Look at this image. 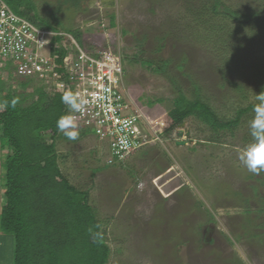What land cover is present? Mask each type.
Instances as JSON below:
<instances>
[{
    "label": "rangeland",
    "instance_id": "1",
    "mask_svg": "<svg viewBox=\"0 0 264 264\" xmlns=\"http://www.w3.org/2000/svg\"><path fill=\"white\" fill-rule=\"evenodd\" d=\"M221 1L215 12L212 0H32L50 23L80 32L73 53L120 55L122 89L145 134L115 163L89 132L56 142L61 172L88 190L110 248L106 264H264V172L239 160L253 112L232 130L188 117L163 132L177 88L223 118L264 90V0Z\"/></svg>",
    "mask_w": 264,
    "mask_h": 264
},
{
    "label": "trees",
    "instance_id": "2",
    "mask_svg": "<svg viewBox=\"0 0 264 264\" xmlns=\"http://www.w3.org/2000/svg\"><path fill=\"white\" fill-rule=\"evenodd\" d=\"M4 1L12 12L38 28L67 32L79 39L80 32L65 30L42 17L32 0ZM210 7L217 12L223 2L212 0ZM50 38L58 45L62 40L60 35ZM54 50L58 54L55 70L61 75L59 88L47 87L35 77H19L14 70L0 78V101L9 102L0 112V264H106L110 255L88 190L73 185L59 167L56 142L64 135L57 130L56 120L67 112L61 102L67 81L62 65L65 51L60 46ZM131 61L152 72L160 69L149 59L132 56ZM175 91L164 134L188 117L215 132L232 130L255 104L223 118L198 96L188 98L180 88ZM14 98L19 103L13 108ZM79 131L90 133L87 128ZM89 229L101 232L102 242H94Z\"/></svg>",
    "mask_w": 264,
    "mask_h": 264
},
{
    "label": "built area",
    "instance_id": "3",
    "mask_svg": "<svg viewBox=\"0 0 264 264\" xmlns=\"http://www.w3.org/2000/svg\"><path fill=\"white\" fill-rule=\"evenodd\" d=\"M55 35L62 37L59 45L51 43L50 36ZM67 40L70 49L64 45ZM59 46L65 51L62 65L66 89L88 100L84 111L75 114L79 127L89 129L106 142L109 163L123 160L144 144L145 134L122 89L120 55L102 48L73 53V46H78L71 34L38 28L0 0V78L14 70L22 78L60 80L61 75L55 70L58 54L54 50Z\"/></svg>",
    "mask_w": 264,
    "mask_h": 264
},
{
    "label": "clouds",
    "instance_id": "4",
    "mask_svg": "<svg viewBox=\"0 0 264 264\" xmlns=\"http://www.w3.org/2000/svg\"><path fill=\"white\" fill-rule=\"evenodd\" d=\"M255 100L257 103L253 105V115L248 122L251 140L240 151L239 160L249 172L259 174L264 172V90L259 94H255ZM61 102L66 106L67 112L56 120V128L69 141H76L80 136V132L75 114L84 111L88 100L79 93L65 90L61 95ZM17 103H19V98H14L11 101V106L14 108ZM8 106V101H0V112L6 110ZM137 189L142 190L143 183H139ZM89 231L92 233L94 242H102L103 234L101 232H93L92 229H89Z\"/></svg>",
    "mask_w": 264,
    "mask_h": 264
},
{
    "label": "crops",
    "instance_id": "5",
    "mask_svg": "<svg viewBox=\"0 0 264 264\" xmlns=\"http://www.w3.org/2000/svg\"><path fill=\"white\" fill-rule=\"evenodd\" d=\"M1 153V152H0ZM0 176H1V170H0Z\"/></svg>",
    "mask_w": 264,
    "mask_h": 264
}]
</instances>
